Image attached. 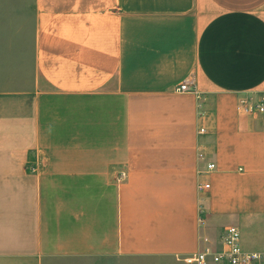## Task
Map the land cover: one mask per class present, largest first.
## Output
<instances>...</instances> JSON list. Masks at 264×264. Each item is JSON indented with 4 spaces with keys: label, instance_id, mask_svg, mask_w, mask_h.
Here are the masks:
<instances>
[{
    "label": "crops",
    "instance_id": "1",
    "mask_svg": "<svg viewBox=\"0 0 264 264\" xmlns=\"http://www.w3.org/2000/svg\"><path fill=\"white\" fill-rule=\"evenodd\" d=\"M263 92L264 0H0V264L264 253Z\"/></svg>",
    "mask_w": 264,
    "mask_h": 264
},
{
    "label": "built area",
    "instance_id": "2",
    "mask_svg": "<svg viewBox=\"0 0 264 264\" xmlns=\"http://www.w3.org/2000/svg\"><path fill=\"white\" fill-rule=\"evenodd\" d=\"M192 80H186L180 84L176 91L179 93L194 94L198 100V116L202 118L205 114L201 100L202 94L193 87ZM237 109L239 112L245 114H259L264 115V92L258 96L242 94L238 97ZM207 133L206 128L200 127L198 129L199 135ZM206 152L200 149L198 158L205 160ZM217 168L216 163L208 161L206 163L205 173H211ZM210 188L209 183H198V190L203 192ZM202 209V207H201ZM200 223L203 219L200 218ZM203 242L210 243V238L203 237ZM189 264H208L212 261L215 264H264V253L248 252L243 249L241 242V230L238 226H228L222 236V251L215 252L210 247H207L201 252H198L185 259Z\"/></svg>",
    "mask_w": 264,
    "mask_h": 264
}]
</instances>
